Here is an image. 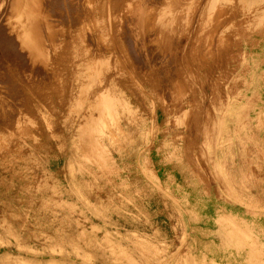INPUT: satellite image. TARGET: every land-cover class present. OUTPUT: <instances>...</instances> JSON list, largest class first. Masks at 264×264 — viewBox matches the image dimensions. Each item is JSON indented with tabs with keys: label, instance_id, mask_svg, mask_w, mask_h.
<instances>
[{
	"label": "rangeland",
	"instance_id": "374dc122",
	"mask_svg": "<svg viewBox=\"0 0 264 264\" xmlns=\"http://www.w3.org/2000/svg\"><path fill=\"white\" fill-rule=\"evenodd\" d=\"M0 264H264V0H0Z\"/></svg>",
	"mask_w": 264,
	"mask_h": 264
}]
</instances>
